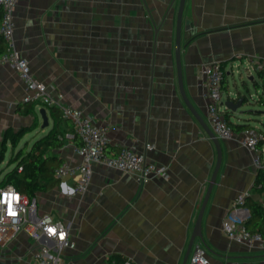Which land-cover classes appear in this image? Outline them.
<instances>
[{"label": "crops", "instance_id": "1", "mask_svg": "<svg viewBox=\"0 0 264 264\" xmlns=\"http://www.w3.org/2000/svg\"><path fill=\"white\" fill-rule=\"evenodd\" d=\"M178 1L17 2L14 43L28 60L31 76L46 85L50 96L106 127L108 152L132 148L166 166L169 174L168 179L155 177L140 185L132 174L94 164L85 193H72L77 175L38 192L36 213L64 223L75 243L63 251L62 264H115L114 254L136 264H181L184 259L217 154L178 88ZM183 19L180 59L188 101L210 127L203 66L219 62L225 76L222 102L247 94L235 112L222 106L224 113L234 124L264 131L262 75L255 68L264 58V0H186ZM26 94L13 67L0 62V137L31 124L30 115L16 110ZM41 107L49 124L35 129L34 140L53 124L48 107L39 104L35 111L40 125ZM60 127L64 144L47 154L78 164L72 124L62 122ZM242 131L230 139L216 136L222 159L202 216V241L195 239L186 264L196 246L204 248L209 264H264V249L232 241L221 231L222 218L239 193H248L264 210V192L253 189L258 171L264 170V142L261 165L256 166L253 154L240 144ZM30 226L23 224L0 244V264H38L34 255L43 239L35 241Z\"/></svg>", "mask_w": 264, "mask_h": 264}, {"label": "built area", "instance_id": "2", "mask_svg": "<svg viewBox=\"0 0 264 264\" xmlns=\"http://www.w3.org/2000/svg\"><path fill=\"white\" fill-rule=\"evenodd\" d=\"M17 2L18 0H0V38L5 43V51L0 55V62L11 65L25 83L27 94L23 101H36L46 107H57L62 116L71 122L74 134L78 138V144H75L74 150L81 157V161L74 165L62 162L55 170V176L61 179L65 176L77 175L72 189L74 195L86 192L94 164H102L121 173L132 174L140 185L155 177L168 179L166 166L148 161L145 154L138 153L132 148L121 147L115 153L108 152L106 127L95 124L78 108L65 105L59 99L50 96L46 85L31 76L28 60L16 49L14 43V13ZM255 68L262 75L261 91L264 93V58L256 61ZM203 73L205 83L202 95L206 103L210 128L217 137L230 139L235 131L225 119L222 109L224 69L219 62L212 61L204 64ZM263 140L264 131L252 126L243 129L240 136V144L253 154L256 166L261 165L259 147ZM147 148L152 149L153 146L148 145ZM248 196V193H239L235 197L232 207L222 218L221 231L232 241L264 249V236L246 226L251 216L250 208L246 206ZM35 201L34 199L30 202L13 185L9 184L0 188V244L14 237L23 224L30 223L31 237L35 241L43 239L34 255L37 263L62 264L63 251L74 248L75 243L69 238L68 227L64 223L55 220L48 213L41 215L36 213ZM124 264L136 263L127 259ZM188 264H209V258L203 247L196 246L189 257Z\"/></svg>", "mask_w": 264, "mask_h": 264}, {"label": "trees", "instance_id": "3", "mask_svg": "<svg viewBox=\"0 0 264 264\" xmlns=\"http://www.w3.org/2000/svg\"><path fill=\"white\" fill-rule=\"evenodd\" d=\"M0 41L3 43L1 44V55L5 51V43L2 39ZM224 77L222 79V86ZM39 104L40 103L36 101H23L22 103L17 104V112L23 115H30L32 117V122L28 127H21L17 131H5V141L1 142L0 164L5 161L4 154L7 142L11 144V149L14 150L24 135L32 132L40 126L39 118L35 111ZM48 109L50 116L53 119V124L49 131L40 138L35 139L30 146H28L27 143H24L14 151V153H12V151L6 162L7 166L12 164V167L5 171L0 169V188L9 184L13 185L15 189L22 195H25L30 202L36 198L38 192L52 188L58 184L60 180L55 176V170L60 166L62 161L52 155H48L47 153L63 146L65 131L60 127V124L62 122L70 121L62 116L61 111L57 107L49 106ZM225 119L233 127L234 131H241L247 127L245 125L232 123L229 120V115L226 111ZM71 132L73 131L71 130ZM74 140L78 143L76 136H74ZM18 169H20V171H18ZM253 189L261 193L264 192L263 169L258 171L253 184ZM246 203L251 211V217L246 223L247 228L259 232L264 236V210L261 203L250 199L249 196L247 197ZM112 258L115 260V264H124V261L126 260L125 257L119 254L112 255Z\"/></svg>", "mask_w": 264, "mask_h": 264}, {"label": "water", "instance_id": "4", "mask_svg": "<svg viewBox=\"0 0 264 264\" xmlns=\"http://www.w3.org/2000/svg\"><path fill=\"white\" fill-rule=\"evenodd\" d=\"M185 3L186 0H179L178 1V7L176 11V17H175V46H174V55H175V65H176V73H177V81H178V88L181 93V96L186 104V106L189 108L191 113L194 115V117L198 120V122L201 124L207 135L212 139L215 148H216V154H217V159H216V164L214 167V170L212 172L209 184L207 186V189L205 191V195L203 197L201 206L199 208V212L189 239L188 247L184 256V259L181 264H186L188 255L190 253V249L195 241L196 238H199L202 241V232H201V222H202V216L204 213V209L206 207V204L209 199V195L211 193L212 187L216 181V177L218 174V170L220 167L221 159H222V152L220 148L219 141L216 137V135L213 133L211 128L207 125V123L200 117V115L196 112L194 107L191 105V103L188 101L184 86H183V80H182V69H181V59H180V52L182 48V34L184 27H186V21L183 19V14H184V8H185ZM191 25L189 24V27ZM246 93L236 97V100H230L226 99L224 102H222V106H224L228 112L232 111L235 112L238 108L242 106L244 103V100L246 99ZM39 114L41 116V128H45L48 126V117L46 114V109L44 107H41L39 109Z\"/></svg>", "mask_w": 264, "mask_h": 264}, {"label": "rangeland", "instance_id": "5", "mask_svg": "<svg viewBox=\"0 0 264 264\" xmlns=\"http://www.w3.org/2000/svg\"><path fill=\"white\" fill-rule=\"evenodd\" d=\"M28 126L29 125L24 126V127H28ZM19 129H17V130H19ZM9 130H12V129H9ZM38 131H39V129L35 130L34 133L30 132V133H27L26 135H24V137L19 141L18 146L14 150L11 149V144L9 142H7V145H5L6 151H5V154H4L5 155V161L0 164V169H2V171H5V170L9 169L10 167H12V164L8 165V166L6 165L7 159L10 156L11 152L13 151L12 153H14V151H16L24 143H27L28 146H30L32 141L34 140L35 133L38 132ZM3 141H5L4 134H2L1 137H0V150H1V146H2L1 142H3Z\"/></svg>", "mask_w": 264, "mask_h": 264}]
</instances>
